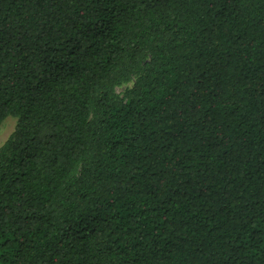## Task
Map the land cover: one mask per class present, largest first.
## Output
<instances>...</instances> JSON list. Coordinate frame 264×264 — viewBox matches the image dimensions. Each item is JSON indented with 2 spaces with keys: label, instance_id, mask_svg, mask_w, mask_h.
I'll return each instance as SVG.
<instances>
[{
  "label": "trees",
  "instance_id": "16d2710c",
  "mask_svg": "<svg viewBox=\"0 0 264 264\" xmlns=\"http://www.w3.org/2000/svg\"><path fill=\"white\" fill-rule=\"evenodd\" d=\"M8 116L0 264H264V0H0Z\"/></svg>",
  "mask_w": 264,
  "mask_h": 264
},
{
  "label": "rangeland",
  "instance_id": "374dc122",
  "mask_svg": "<svg viewBox=\"0 0 264 264\" xmlns=\"http://www.w3.org/2000/svg\"><path fill=\"white\" fill-rule=\"evenodd\" d=\"M137 77L138 74L136 73L132 75L128 81L123 82L119 86L115 87L114 89L115 95L118 98L122 99L126 91L133 86ZM16 122H17L16 117L8 116L0 123V147L4 144V142L7 140L9 135L13 132L16 126Z\"/></svg>",
  "mask_w": 264,
  "mask_h": 264
}]
</instances>
